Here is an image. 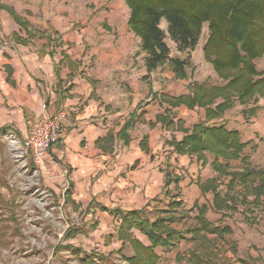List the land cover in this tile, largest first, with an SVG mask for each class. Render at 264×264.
<instances>
[{
  "label": "crops",
  "instance_id": "crops-1",
  "mask_svg": "<svg viewBox=\"0 0 264 264\" xmlns=\"http://www.w3.org/2000/svg\"><path fill=\"white\" fill-rule=\"evenodd\" d=\"M0 3L13 8L34 34L28 38L26 31L0 8V130L6 128L23 140L36 118L64 112L59 143L46 154L51 173L43 172L48 177L44 182L57 193L66 190L69 207H88V215L97 217L103 230L108 223H120L118 213L110 210L129 212L153 204L172 181L165 187L168 171L152 166L151 133L155 130L156 136L182 131V138L185 128L165 130L156 122L166 105L160 106L157 99L151 101L152 94L178 96L188 91L175 92L180 80L172 71L160 72L158 67L147 72L140 39L128 26L130 10L125 0ZM14 34L22 41L15 40ZM206 35L207 30L201 38L203 44ZM116 80H120L119 86L130 89L131 105L126 114L117 108L108 110L114 102L110 92ZM144 98L148 101L142 107ZM181 108L202 109L174 108L176 119L183 125ZM135 110L137 121L121 134ZM226 112L215 123L225 124ZM204 116L205 109L202 120ZM112 121L119 124L115 130L110 126ZM143 121L147 126H142ZM139 124V131L133 133ZM174 182L177 186L178 181ZM116 231L110 234L118 245L121 241ZM133 234L143 245L150 244L140 232Z\"/></svg>",
  "mask_w": 264,
  "mask_h": 264
},
{
  "label": "rangeland",
  "instance_id": "rangeland-1",
  "mask_svg": "<svg viewBox=\"0 0 264 264\" xmlns=\"http://www.w3.org/2000/svg\"><path fill=\"white\" fill-rule=\"evenodd\" d=\"M161 28L167 33L164 20ZM206 30L204 24L203 32ZM167 43L171 46L172 56H185L176 52L168 37ZM138 44L140 46V42ZM202 45L200 38L189 55L188 77L176 82V93L187 91L191 80L209 85L222 84L211 65L202 58ZM254 63L256 69L264 74V56ZM157 71L171 70L165 65ZM116 82L110 92L114 102L108 105V110L117 108L126 114L131 105L130 89L119 86L120 80ZM147 101L142 99L140 105L145 107ZM181 111L185 121L183 128L187 131L202 120L204 108H181ZM227 111L226 127L238 130L243 142L250 141L241 157L229 162V169L248 167L264 170L263 99L257 98L246 105L236 102ZM118 125L115 121L110 123L113 130ZM140 126L137 125L133 133H137ZM142 126H147L145 121ZM154 132L151 133L152 166L167 170L172 183L153 204L144 208L142 216L151 221L165 218L167 232L175 229L180 234L172 235L173 245L153 248L159 257L156 264H264V195L260 194L257 200L252 186H236L228 191L231 198L229 207L214 208L212 192H203L200 184L214 180L218 192L224 195L228 190L229 177L213 170V156L205 152L206 163L203 165L195 155H177L165 141L172 136L179 139L184 133L161 132L155 136ZM14 140L22 141L13 132L0 134V264H131L127 259L133 255V247L121 242L116 245L111 235L119 224L108 223L106 229H101L97 217L88 215V207H69L66 190L57 193L48 187L44 182L47 176L43 172L34 176L20 172L17 168L19 150L13 145ZM108 145V142L104 143L107 148ZM198 212H202L221 233L200 230ZM133 231L138 230H130L135 238Z\"/></svg>",
  "mask_w": 264,
  "mask_h": 264
},
{
  "label": "trees",
  "instance_id": "trees-1",
  "mask_svg": "<svg viewBox=\"0 0 264 264\" xmlns=\"http://www.w3.org/2000/svg\"><path fill=\"white\" fill-rule=\"evenodd\" d=\"M125 3L130 10L128 26L140 39V51L145 54L144 65L147 72L167 65L176 80L186 79L190 52L202 38L204 24L207 26V35L202 45L203 57L212 66L222 84L209 85L191 80L186 94L171 96L153 93L151 101L157 99L160 106L166 105L163 113L156 116V122H160L165 130H183L184 122L176 119L173 109L179 106L188 109L204 108L203 120L185 131L180 140L172 137L165 143L177 155H195L203 165L206 163L205 152L210 153L213 156V170L219 175L229 177L228 190L224 195L218 192L214 180L200 184L203 192H212L214 208L229 207L231 198L228 191L236 186H252L258 200L260 194L264 195V170L248 167L229 169V162L239 159L250 141L243 142L238 130L228 129L223 123L212 122L221 119L236 102L246 105L257 98L264 101V74L256 69L254 63L256 59L264 56V0H125ZM0 8L6 10L26 31L28 38L34 36L28 30V22L13 8L1 3ZM162 20L167 24V33L161 28ZM167 37L176 52L184 54V57L171 55ZM13 38L22 41L17 34ZM192 73L193 69L190 76ZM137 118L135 110L123 125L121 134ZM7 130L1 129L0 134ZM143 149H146L144 140ZM165 175L167 187L172 180L168 172ZM143 210L144 208L129 212L110 211L117 212L120 216L116 231L118 240L123 245L129 243L133 247V255L127 260L131 264H156L159 257L153 248L173 245V237L180 234L175 229L167 232L168 229L164 228L165 218L159 217L155 221L144 218ZM197 220L200 230L221 233L217 226L206 220L202 212ZM131 229L145 235L150 246L135 239Z\"/></svg>",
  "mask_w": 264,
  "mask_h": 264
},
{
  "label": "built area",
  "instance_id": "built-area-1",
  "mask_svg": "<svg viewBox=\"0 0 264 264\" xmlns=\"http://www.w3.org/2000/svg\"><path fill=\"white\" fill-rule=\"evenodd\" d=\"M64 117V112L42 115L32 122L26 137L22 141H12L19 150L17 168L20 172L32 176L41 172H45L47 175L51 173L47 167L46 154L48 149L59 142L62 131L61 121Z\"/></svg>",
  "mask_w": 264,
  "mask_h": 264
}]
</instances>
